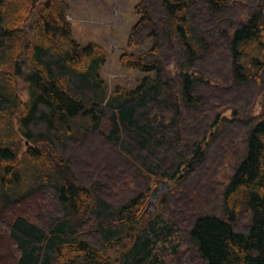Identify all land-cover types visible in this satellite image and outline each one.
Segmentation results:
<instances>
[{
    "label": "trees",
    "instance_id": "1",
    "mask_svg": "<svg viewBox=\"0 0 264 264\" xmlns=\"http://www.w3.org/2000/svg\"><path fill=\"white\" fill-rule=\"evenodd\" d=\"M263 5L137 0L126 89L66 0H0V264H264Z\"/></svg>",
    "mask_w": 264,
    "mask_h": 264
},
{
    "label": "rangeland",
    "instance_id": "2",
    "mask_svg": "<svg viewBox=\"0 0 264 264\" xmlns=\"http://www.w3.org/2000/svg\"><path fill=\"white\" fill-rule=\"evenodd\" d=\"M66 2L68 4L66 16L71 21L72 38L80 45L94 42L105 50L107 59L101 77L110 88L116 84L126 89L134 88L142 77L152 75L127 69L119 64V56L123 52H138L150 44V40H147L145 45L136 49H128L126 45L129 30L138 18L134 11L137 0H66ZM21 95L25 98V90ZM258 110L259 107H255V112ZM168 187V182H162L150 190L145 214L154 210L157 198L164 194Z\"/></svg>",
    "mask_w": 264,
    "mask_h": 264
},
{
    "label": "water",
    "instance_id": "3",
    "mask_svg": "<svg viewBox=\"0 0 264 264\" xmlns=\"http://www.w3.org/2000/svg\"><path fill=\"white\" fill-rule=\"evenodd\" d=\"M262 17H263V21H264V5H263V13H262ZM191 166V163H188L187 164V167H190Z\"/></svg>",
    "mask_w": 264,
    "mask_h": 264
},
{
    "label": "bare ground",
    "instance_id": "4",
    "mask_svg": "<svg viewBox=\"0 0 264 264\" xmlns=\"http://www.w3.org/2000/svg\"><path fill=\"white\" fill-rule=\"evenodd\" d=\"M213 17H214V15H213ZM205 36V35H204ZM247 112V111H246ZM203 192V191H202ZM215 193H217V192H215Z\"/></svg>",
    "mask_w": 264,
    "mask_h": 264
}]
</instances>
